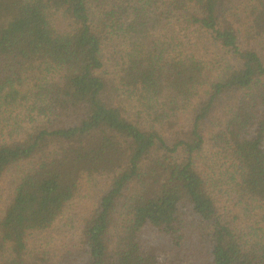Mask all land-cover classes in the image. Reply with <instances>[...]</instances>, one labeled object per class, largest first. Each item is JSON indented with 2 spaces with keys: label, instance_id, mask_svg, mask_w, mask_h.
Instances as JSON below:
<instances>
[{
  "label": "trees",
  "instance_id": "obj_1",
  "mask_svg": "<svg viewBox=\"0 0 264 264\" xmlns=\"http://www.w3.org/2000/svg\"><path fill=\"white\" fill-rule=\"evenodd\" d=\"M6 178L0 264H264V0H0Z\"/></svg>",
  "mask_w": 264,
  "mask_h": 264
},
{
  "label": "rangeland",
  "instance_id": "obj_2",
  "mask_svg": "<svg viewBox=\"0 0 264 264\" xmlns=\"http://www.w3.org/2000/svg\"><path fill=\"white\" fill-rule=\"evenodd\" d=\"M9 181L8 178H6V180H2L0 182V199H2L3 201L6 200V196L9 194L10 190L8 189L9 186ZM87 200L86 198L82 199V200H75V202H73L67 209V213L66 215H74L75 212H81L84 210L85 208V204H86ZM66 222V220L59 225L55 230H51L49 232H45L44 234L41 235V238L43 239V241H45L46 243H48L49 245L54 244L57 241V237L59 235V227H64L63 224ZM65 225V224H64ZM65 228V227H64ZM74 232V231H73Z\"/></svg>",
  "mask_w": 264,
  "mask_h": 264
}]
</instances>
